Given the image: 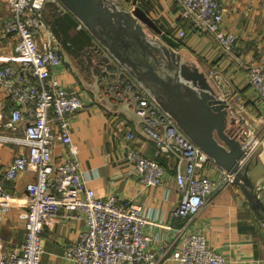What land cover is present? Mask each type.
<instances>
[{
  "label": "built area",
  "instance_id": "built-area-1",
  "mask_svg": "<svg viewBox=\"0 0 264 264\" xmlns=\"http://www.w3.org/2000/svg\"><path fill=\"white\" fill-rule=\"evenodd\" d=\"M5 1L10 15L4 31L15 37L16 64L0 65V88L8 91L13 103L4 125L12 129L22 124V136L11 139L25 148L13 156L3 177L14 180L32 170L35 179L25 184L28 203L18 212L24 223L22 243L18 249L5 252L0 235V264H40L41 232L50 217L59 212L68 220L80 219L84 224L77 240L65 248L66 264H163L167 257L178 264H227L225 256L191 226L201 208L232 183L233 177L221 169L208 173L211 159L114 60L111 74L98 81L100 97L126 102L142 116V130L155 146L154 157L142 154L134 147V131L127 130L124 158L133 165L135 178L145 186H162L172 172L180 194L172 215L183 221L182 245L169 255L166 249H151V237L143 229L148 220L142 205L114 195L100 198L85 184L79 147L71 135L73 115L83 109L85 102L80 91L70 89L52 73L62 62V39L50 37L39 41L45 28L43 11L48 0ZM222 1L176 0L181 18L188 19L196 31L212 35L221 49L231 54L236 35L221 26ZM82 27L77 25V29ZM185 34V30L177 29L178 37ZM243 67L250 88L264 102V56L259 62L244 63ZM230 100L240 112L239 93L231 92ZM256 119L264 128V113ZM57 142L65 146L66 152L55 161L52 149ZM157 157L166 159L171 166L163 165ZM13 204L12 194L0 183V220Z\"/></svg>",
  "mask_w": 264,
  "mask_h": 264
},
{
  "label": "crops",
  "instance_id": "crops-1",
  "mask_svg": "<svg viewBox=\"0 0 264 264\" xmlns=\"http://www.w3.org/2000/svg\"><path fill=\"white\" fill-rule=\"evenodd\" d=\"M129 6L131 0H119ZM163 31L179 41L180 51L194 60L206 72L220 75L232 93H239L242 100L240 112L253 126V136L258 142L254 159L250 161L248 177L251 183H264V128L256 119L264 113V102L248 84L244 63L259 62L264 56V0H223L221 26L236 35L231 54L223 51L217 40L210 34L196 31L188 19L179 16L176 0H137ZM10 10L5 0H0V65H15L13 34L4 31V23ZM45 28L39 41L50 37L62 39L60 53L62 62L52 73L67 87L80 91L85 102L83 109L72 118L71 135L79 147L78 159L85 177V184L100 198L114 195L119 199L143 206L148 220L143 229L151 237V249H166L168 255L182 245L183 221L172 215L179 201L172 172L167 174L162 186H145L134 175L133 165L126 162L124 152L127 145L125 133H135L134 147L142 154L154 157V143L142 130V123L134 121L116 107L109 108L87 88L89 72L91 34L85 29H77V20L62 11L57 1L48 0L43 11ZM177 29L185 30L183 38ZM92 73V72H91ZM97 75V72H95ZM13 106L8 91L0 88V183L12 194L13 206L2 214L0 235L3 250L18 249L23 240V220L18 212L25 209L28 194L25 184L35 179V172L25 171L20 177L8 180L3 172L13 156L24 150V146L11 138L22 136V124L14 128L4 123ZM8 137V138H7ZM129 145V143H128ZM66 152L61 143H55L52 159L60 160ZM157 160L165 166L164 158ZM208 173L217 169L211 161ZM213 165V166H212ZM264 217L254 211L237 183H230L225 189L213 195L200 210L191 228L201 231L207 243L222 253L227 264H264ZM84 228L80 219L68 220L61 212L50 217L41 232L42 254L40 264H66L65 248L77 240ZM187 230V229H186ZM163 264H178L167 257Z\"/></svg>",
  "mask_w": 264,
  "mask_h": 264
},
{
  "label": "water",
  "instance_id": "water-1",
  "mask_svg": "<svg viewBox=\"0 0 264 264\" xmlns=\"http://www.w3.org/2000/svg\"><path fill=\"white\" fill-rule=\"evenodd\" d=\"M54 1L92 36L93 80L84 84L99 101L134 121H144L126 102L100 97L98 81L111 74L115 60L215 166L233 177L252 209L264 217V183L255 185L248 177L258 141L253 126L230 100L231 90L223 78L186 57L179 41L163 31L137 0L129 6L119 0Z\"/></svg>",
  "mask_w": 264,
  "mask_h": 264
},
{
  "label": "rangeland",
  "instance_id": "rangeland-1",
  "mask_svg": "<svg viewBox=\"0 0 264 264\" xmlns=\"http://www.w3.org/2000/svg\"><path fill=\"white\" fill-rule=\"evenodd\" d=\"M252 159H254V153H253V155H252V158H251V160H252ZM251 160H250V161H251Z\"/></svg>",
  "mask_w": 264,
  "mask_h": 264
},
{
  "label": "trees",
  "instance_id": "trees-1",
  "mask_svg": "<svg viewBox=\"0 0 264 264\" xmlns=\"http://www.w3.org/2000/svg\"><path fill=\"white\" fill-rule=\"evenodd\" d=\"M79 24V22H77V25ZM83 28V27H82Z\"/></svg>",
  "mask_w": 264,
  "mask_h": 264
},
{
  "label": "flooded vegetation",
  "instance_id": "flooded-vegetation-1",
  "mask_svg": "<svg viewBox=\"0 0 264 264\" xmlns=\"http://www.w3.org/2000/svg\"><path fill=\"white\" fill-rule=\"evenodd\" d=\"M145 91V90H144Z\"/></svg>",
  "mask_w": 264,
  "mask_h": 264
}]
</instances>
